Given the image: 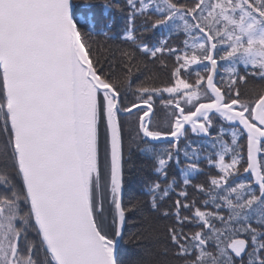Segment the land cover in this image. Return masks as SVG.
I'll list each match as a JSON object with an SVG mask.
<instances>
[{"label":"snow or ice","instance_id":"snow-or-ice-1","mask_svg":"<svg viewBox=\"0 0 264 264\" xmlns=\"http://www.w3.org/2000/svg\"><path fill=\"white\" fill-rule=\"evenodd\" d=\"M0 264H264V0H0Z\"/></svg>","mask_w":264,"mask_h":264},{"label":"trees","instance_id":"trees-1","mask_svg":"<svg viewBox=\"0 0 264 264\" xmlns=\"http://www.w3.org/2000/svg\"><path fill=\"white\" fill-rule=\"evenodd\" d=\"M175 43L179 44L180 41L177 40L175 41ZM171 63V62H169ZM166 73H162V78H166ZM158 111L161 110V106L158 105L157 107ZM141 161L137 158L136 160V166L137 168H140L141 166ZM151 173L147 170V168H145L142 172L140 173H133V175L131 176L130 180L128 181V185H127V190L129 194H139L141 192V190L143 189V185H144V181L145 179L150 175ZM161 230H163L164 228V224L161 223L160 225ZM128 232H129V236H132L136 233L137 231V224L134 222H129L128 226H127Z\"/></svg>","mask_w":264,"mask_h":264},{"label":"rangeland","instance_id":"rangeland-1","mask_svg":"<svg viewBox=\"0 0 264 264\" xmlns=\"http://www.w3.org/2000/svg\"><path fill=\"white\" fill-rule=\"evenodd\" d=\"M157 112H158V115L161 116V117L164 115V112L161 111V110L158 111V109H157Z\"/></svg>","mask_w":264,"mask_h":264}]
</instances>
